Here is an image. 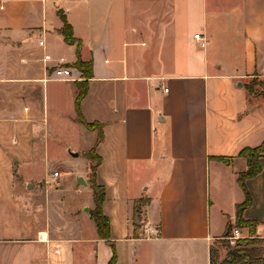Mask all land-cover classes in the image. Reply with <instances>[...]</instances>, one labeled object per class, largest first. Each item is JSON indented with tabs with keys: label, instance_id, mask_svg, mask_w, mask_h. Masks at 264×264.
<instances>
[{
	"label": "crops",
	"instance_id": "obj_1",
	"mask_svg": "<svg viewBox=\"0 0 264 264\" xmlns=\"http://www.w3.org/2000/svg\"><path fill=\"white\" fill-rule=\"evenodd\" d=\"M79 58L92 60L81 112L102 126L98 144L77 119ZM59 65L69 79L55 78ZM251 78L264 80V0H0V264H110L111 244L115 264H211L229 224L249 237L240 154L264 143ZM55 149L66 154L53 160ZM81 157L69 179L46 170ZM260 162L242 218L264 240ZM93 174L110 241L91 217Z\"/></svg>",
	"mask_w": 264,
	"mask_h": 264
},
{
	"label": "trees",
	"instance_id": "obj_2",
	"mask_svg": "<svg viewBox=\"0 0 264 264\" xmlns=\"http://www.w3.org/2000/svg\"><path fill=\"white\" fill-rule=\"evenodd\" d=\"M60 17L64 22V26L61 29V33L63 34L65 41L71 45H76L78 54H80V46L81 42L74 36V31L70 23L68 22L66 16L60 11ZM69 67L68 65H66ZM76 68L83 74V80L77 82V97H76V111H77V119L81 122L87 129L89 130H98L99 137L97 139V144L101 142L103 134H102V126L98 123H88L82 112H81V102L85 98L88 93V83L91 78H93V65L92 60L85 62L80 58L78 61L72 66ZM258 86L262 89V91L254 90V87L249 83L246 84V88L249 90V93L254 95L264 94V80L260 83H257ZM96 146L93 150L88 154L90 159H94L93 155L95 152ZM264 153V143L258 148H248L241 152V156H244L248 159V170L239 176V182L242 188L245 191L246 199L243 204L238 206V221L237 225L241 228H248L250 232V236L256 235V223L253 221L245 220L242 218V213L244 210L249 208L252 205V197L246 187L245 182L248 179L255 178L258 176L262 170L260 158ZM225 162H229L228 159H223ZM96 167H92V172L95 173ZM92 189L94 192V200H95V208L91 211V217L96 222L98 234L99 236L107 241L111 240L110 233V223L109 219L104 215L103 204L105 201V189L104 187L97 184L95 179V174H93L92 178ZM233 229L232 225L227 226L226 234H230ZM113 249V257L110 264H115L117 261V252L114 244H111ZM224 248L226 250V257L220 259V253L214 246L210 249L211 254V264H264V240L262 239H238L234 246H231L229 242H225Z\"/></svg>",
	"mask_w": 264,
	"mask_h": 264
},
{
	"label": "rangeland",
	"instance_id": "obj_3",
	"mask_svg": "<svg viewBox=\"0 0 264 264\" xmlns=\"http://www.w3.org/2000/svg\"><path fill=\"white\" fill-rule=\"evenodd\" d=\"M76 46V45H75ZM262 80L261 79H259V78H251L250 80H249V84L250 85H252L253 87H254V90H259V91H262V89L258 86V84L257 83H260ZM74 138L76 139L77 138V135L76 134H74ZM83 148H85V147H81V149H80V151H83L84 149ZM66 154V153H65ZM61 150L59 151H57V149H55V152H54V155L53 156H55V157H53V160H58L59 158H61L62 156H64L65 155ZM67 155L68 156H66V157H69L70 155H69V151H68V153H67ZM70 158V157H69ZM65 161H67V160H65ZM69 161H71V163H69V164H64L65 166H60L58 163H56V165H55V161H52L51 163H50V165L47 167V169L46 170H49V171H53V170H58L59 172H61V174H62V179H69V177H70V172H69V170L70 171H73L74 170V168H73V163H78V165H80V170L81 169H83L84 168V164H82L83 163V161H84V157H81V158H79V159H69ZM38 171H37V173H42V174H44V172H45V170H44V168L43 169H37ZM37 173H35V174H37ZM63 182V181H62ZM37 190H35V192H36ZM42 199H44V196H42ZM260 230H262V226L259 228V232H260ZM249 238L250 239H255L256 237L255 236H249ZM225 242H229L228 241V239H225V237L224 238H220V239H218V240H214L213 241V246L215 247V249H217L218 251H219V253H220V259H223V258H225L226 257V250H225V246H224V244H225ZM229 244H230V242H229ZM231 246H233V245H231Z\"/></svg>",
	"mask_w": 264,
	"mask_h": 264
},
{
	"label": "built area",
	"instance_id": "obj_4",
	"mask_svg": "<svg viewBox=\"0 0 264 264\" xmlns=\"http://www.w3.org/2000/svg\"><path fill=\"white\" fill-rule=\"evenodd\" d=\"M45 1H54V0H45ZM200 36H201L200 34H197V35H195V38L201 39ZM40 46H42V47L45 46L44 41L40 42ZM50 60H51V56L46 55L45 61H50ZM53 73H54L55 78L58 80H67L72 75L71 69L69 67H67L66 65H59V66L55 67L53 70ZM51 177L53 179H58L60 177V172L59 171L53 172L51 174ZM145 234H146L145 238L152 239V238H156L158 236L159 232L156 228L149 226L146 228ZM245 238H249V237H245ZM225 239H228V241L230 242V245L234 246L238 239H244V237H243V235L239 229L233 228L231 230V233L226 235Z\"/></svg>",
	"mask_w": 264,
	"mask_h": 264
},
{
	"label": "water",
	"instance_id": "obj_5",
	"mask_svg": "<svg viewBox=\"0 0 264 264\" xmlns=\"http://www.w3.org/2000/svg\"><path fill=\"white\" fill-rule=\"evenodd\" d=\"M79 182L81 181V178L78 180ZM81 183V182H80ZM84 185H86V183H84Z\"/></svg>",
	"mask_w": 264,
	"mask_h": 264
}]
</instances>
